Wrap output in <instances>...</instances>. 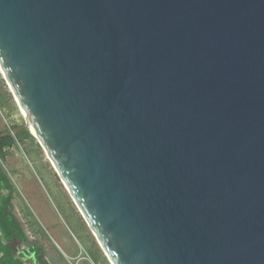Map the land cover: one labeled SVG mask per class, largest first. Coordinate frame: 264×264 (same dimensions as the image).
Masks as SVG:
<instances>
[{
    "label": "water",
    "instance_id": "95a60500",
    "mask_svg": "<svg viewBox=\"0 0 264 264\" xmlns=\"http://www.w3.org/2000/svg\"><path fill=\"white\" fill-rule=\"evenodd\" d=\"M0 73L109 264H264V0H0Z\"/></svg>",
    "mask_w": 264,
    "mask_h": 264
},
{
    "label": "rangeland",
    "instance_id": "374dc122",
    "mask_svg": "<svg viewBox=\"0 0 264 264\" xmlns=\"http://www.w3.org/2000/svg\"><path fill=\"white\" fill-rule=\"evenodd\" d=\"M23 124L24 119L0 73V132L11 131L13 127ZM37 145L35 138L26 139L22 143L16 140L13 146L6 150L4 173L15 189L12 212L17 216L27 235L32 236L41 246L49 261L54 263L57 259L56 264H68L67 260L70 261L69 258L75 257L77 253L82 259H87L88 254L93 253L98 255L101 261L104 260L103 264H109L54 173L43 150ZM43 201L45 207L54 214L55 222L60 223L70 238L69 244H65L64 247L60 248L62 242L57 237L55 229H47L40 223L43 221L38 202ZM31 221L40 226L39 232H36L37 226L30 225ZM56 244L60 245L65 259L61 258L59 249L55 248Z\"/></svg>",
    "mask_w": 264,
    "mask_h": 264
},
{
    "label": "flooded vegetation",
    "instance_id": "af4514ba",
    "mask_svg": "<svg viewBox=\"0 0 264 264\" xmlns=\"http://www.w3.org/2000/svg\"><path fill=\"white\" fill-rule=\"evenodd\" d=\"M19 129L15 130L18 132ZM11 133V132H10ZM0 136V145L4 143V131H1ZM4 153V147H3ZM14 217L19 223V228L24 234L26 240L19 241L17 239L12 240L7 244L8 247L13 249L14 259L18 260V264H56V260L54 263L49 261V259L44 255V251L41 246L33 239L32 236H28L25 230L23 229L20 221L17 216L12 212ZM30 222L31 226H36L35 223ZM36 232H39L38 230ZM0 244L4 245V158L0 157ZM32 247L35 250H31ZM95 260L101 259L98 255H93ZM62 258V257H61ZM8 258H5V262H7ZM63 259V258H62ZM79 261L77 256L67 261L68 264H76ZM63 263V260H61ZM0 264H4V254L0 252ZM7 264V263H6ZM66 264V263H65ZM98 264H103L102 261H99Z\"/></svg>",
    "mask_w": 264,
    "mask_h": 264
},
{
    "label": "trees",
    "instance_id": "16d2710c",
    "mask_svg": "<svg viewBox=\"0 0 264 264\" xmlns=\"http://www.w3.org/2000/svg\"><path fill=\"white\" fill-rule=\"evenodd\" d=\"M2 104V108H3ZM21 126L13 127L11 131H5L4 132V143L0 145V157L4 158L6 155V150L11 148L13 146L14 142L17 140L19 143H22L26 139H33L31 134L25 130L20 129ZM18 130L17 134L15 136L10 135V132H14L15 130ZM1 133V132H0ZM1 136V134H0ZM38 146V145H37ZM3 147H4V153H3ZM14 186L10 182L7 175L4 173V245L0 244V252L4 254V264H18V260L14 259V253L13 249L8 247L7 244L10 243L12 240L17 239L19 241H25L26 238L24 234H22L19 223L12 214V200H13V193H14ZM31 250H35L34 247H32ZM92 258L93 253H91ZM5 258L7 259V262H5Z\"/></svg>",
    "mask_w": 264,
    "mask_h": 264
},
{
    "label": "crops",
    "instance_id": "0c3cea01",
    "mask_svg": "<svg viewBox=\"0 0 264 264\" xmlns=\"http://www.w3.org/2000/svg\"><path fill=\"white\" fill-rule=\"evenodd\" d=\"M36 198V197H35ZM36 200H38V199H36ZM42 200V199H41ZM12 205H13V200H12ZM38 206L40 207V210H41V214H42V221L43 222H45V223H43V222H40L44 227H46L47 229L49 228V229H55V231H56V233H57V237L58 238H60V240H61V242H62V246H60V245H57L56 244V246L57 247H55L57 250H58V252L60 253V255H62V258L63 259H65V257L63 256V253H62V251H61V247H64L65 246V244H69V242H70V238L68 237V235L66 234V232L63 230V228L61 227V225H60V223L57 221V222H55V217H54V214L48 209V208H46L45 207V204H44V201L42 202V203H39L38 202ZM40 221V220H39ZM47 225V226H46ZM37 226V230L38 231H40V226L39 225H36ZM42 226V227H43ZM42 227H41V229H42ZM43 227V228H44ZM45 229V228H44ZM59 246H60V248H59ZM67 246V245H66ZM66 248V247H65ZM73 248V247H72ZM81 248H83L82 246H81ZM80 254H76V256H77V258L79 259V261L76 263V264H98L99 263V261H101V259H99L98 258V260H95L94 258H92V256L91 255H89L88 254V256H87V259H82V258H80V256H79ZM79 256V257H78ZM71 258H69V260H70ZM68 261V260H67ZM104 262V260L102 259V263Z\"/></svg>",
    "mask_w": 264,
    "mask_h": 264
},
{
    "label": "bare ground",
    "instance_id": "6f19581e",
    "mask_svg": "<svg viewBox=\"0 0 264 264\" xmlns=\"http://www.w3.org/2000/svg\"><path fill=\"white\" fill-rule=\"evenodd\" d=\"M17 107H18V109H19V111H20V113H21L22 117L24 118V115H23V113H22V111H21L20 107H19L18 105H17ZM29 129H30V131H31V132H33V131L31 130L30 126H29Z\"/></svg>",
    "mask_w": 264,
    "mask_h": 264
}]
</instances>
